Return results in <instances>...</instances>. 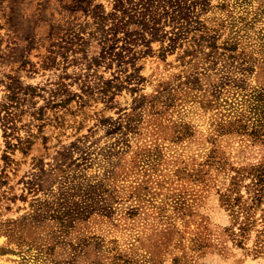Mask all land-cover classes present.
I'll return each instance as SVG.
<instances>
[{
	"label": "rangeland",
	"instance_id": "rangeland-1",
	"mask_svg": "<svg viewBox=\"0 0 264 264\" xmlns=\"http://www.w3.org/2000/svg\"><path fill=\"white\" fill-rule=\"evenodd\" d=\"M178 2L129 35L98 26L115 0H0V264H264V190L243 244L220 200L264 162V0Z\"/></svg>",
	"mask_w": 264,
	"mask_h": 264
},
{
	"label": "trees",
	"instance_id": "trees-1",
	"mask_svg": "<svg viewBox=\"0 0 264 264\" xmlns=\"http://www.w3.org/2000/svg\"><path fill=\"white\" fill-rule=\"evenodd\" d=\"M129 6H125L123 0H115L114 10L111 11L108 15H98L100 21L98 22L99 28L108 31H114L115 33L118 31L125 32L129 35L137 34L138 30L128 31V24L133 20H137L139 23L143 25L145 28H152L153 32L156 33L158 31V14L161 13V10H165V12L171 11L174 14L179 10V13L187 8V5H180L178 0H127ZM184 16H187V13H183ZM137 18V19H136ZM110 20V26L105 28V23ZM151 25H150V21ZM201 28H204L203 25H200ZM196 31H199L200 28L195 27ZM106 31V32H108ZM204 31V30H203ZM203 35H201L202 37ZM212 46L215 47L214 43H211ZM112 51V50H111ZM18 90L16 88H12L10 93L7 95L8 103L6 102L3 105L6 109L9 106L13 105L14 101L19 100ZM263 92L256 95V99L261 101ZM17 103V102H16ZM262 104L257 111L258 123L253 125L252 133L256 136H261L264 141V99L261 101ZM3 107V108H4ZM19 144H22V141L19 140ZM15 146V145H14ZM19 148H22L19 147ZM23 150V149H22ZM7 157V155H6ZM59 166L57 165L56 170ZM55 174V172H53ZM239 171L237 169L236 174L232 177L234 180L231 183V187L227 188V190L221 194V202L226 207L227 210L235 217V221L237 222L236 229H232L231 236L232 239H236L238 244H243L244 238L249 235V231L253 228L255 223H257V218L254 216L253 210L259 205L263 190H264V162L252 165L248 168L247 177H249L250 181L245 184L247 196L244 194L238 193L236 190L237 185L240 183L241 179L245 175L238 176ZM52 176L51 172H47L46 169L40 167L39 171L34 174V181H38L37 183L41 186L47 183L50 179L48 177ZM34 183L30 185V187H34ZM89 189V188H88ZM88 189H83L81 191V203L72 202L68 197H65L64 200L59 201L56 210L50 213V217L58 220V225L66 227L69 225L70 221L76 217L78 214L90 213L92 211L91 204L88 203V199L92 197L90 191ZM79 194V193H78ZM68 196V194H67ZM91 196V197H90ZM249 200V202H248ZM94 206V205H92ZM96 208V207H95ZM34 212L36 210H33ZM37 214L40 212L36 211ZM35 212V213H36ZM261 227L257 228L256 237L254 239L252 250L256 255L264 254V212L261 214ZM25 225L32 226L33 224L27 222Z\"/></svg>",
	"mask_w": 264,
	"mask_h": 264
}]
</instances>
